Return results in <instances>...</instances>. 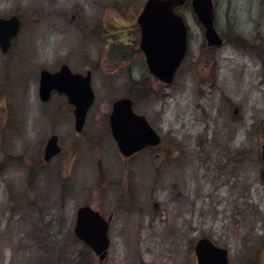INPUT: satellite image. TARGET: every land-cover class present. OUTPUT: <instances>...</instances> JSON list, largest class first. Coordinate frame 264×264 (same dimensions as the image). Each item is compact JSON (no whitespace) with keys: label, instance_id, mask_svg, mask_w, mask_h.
Returning <instances> with one entry per match:
<instances>
[{"label":"rangeland","instance_id":"1","mask_svg":"<svg viewBox=\"0 0 264 264\" xmlns=\"http://www.w3.org/2000/svg\"><path fill=\"white\" fill-rule=\"evenodd\" d=\"M145 1L0 0L1 16L22 19L10 53L0 50V264H86L73 234L83 204L115 212L107 261L92 264H196L203 236L228 247L229 264H264V56L241 39L253 43L251 10L264 0H215L230 37L214 49L190 4L180 8L190 39L172 85L135 48ZM63 63L95 69L82 137L67 104L38 94L41 69ZM130 94L163 143L128 159L107 117ZM51 134L63 149L50 162Z\"/></svg>","mask_w":264,"mask_h":264},{"label":"water","instance_id":"2","mask_svg":"<svg viewBox=\"0 0 264 264\" xmlns=\"http://www.w3.org/2000/svg\"><path fill=\"white\" fill-rule=\"evenodd\" d=\"M188 0H147L138 18L141 26L140 46L145 53L148 67L153 75L166 83H172L181 65L188 46V30L185 19L177 11ZM192 9L205 30L208 45H220V37L215 26V8L213 0H191ZM21 27L20 18L13 15L8 18L0 16V45L4 52L12 43ZM91 73L75 72L69 64H63L56 72L48 69L41 71L40 97L48 101L54 90L65 93L74 106L76 130L83 129L87 112L95 99L91 84ZM113 136L120 151L125 156L143 149L147 145L161 142L158 132L147 118L134 109L132 97H121L113 104L110 115ZM60 151L58 137L49 138L44 158L50 160ZM264 181V142L261 147ZM109 223L90 206H82L77 213L75 233L92 248L94 253L105 259L110 238ZM198 264H229L228 248L217 245L211 238L202 237L195 246Z\"/></svg>","mask_w":264,"mask_h":264},{"label":"flooded vegetation","instance_id":"3","mask_svg":"<svg viewBox=\"0 0 264 264\" xmlns=\"http://www.w3.org/2000/svg\"><path fill=\"white\" fill-rule=\"evenodd\" d=\"M215 24H216V27H217V30L219 31V33H220V35L224 38V44L225 43H227V41L229 40V37L230 36H225L224 34H223V32H222V30L219 28V25H218V21H217V19H218V6H217V4L215 3ZM251 14H252V17H253V19L257 22V24H256V28L253 30L254 31V34H255V36H254V40L252 41L253 43H250V41H247L246 39V37H247V35L248 34H246V32L244 31V36H246L245 38H243V35H241V39H243V42L245 43V49L246 50H248V51H250V52H253V53H256V54H259V55H263L264 56V48H260V45L261 44H263L264 43V7L262 6H260L259 4L258 5H256V7H252V10H251ZM188 29H189V27H188ZM204 31V30H203ZM231 34H232V36H234V34H236L235 33V31H232L231 32ZM230 34V35H231ZM137 35L139 36V45L137 44V46L135 47L137 50L138 49H140V36H141V29H140V27H138V31H137ZM205 37V36H204ZM189 39H190V29H189ZM205 42H206V45H207V47L208 48H210V49H214V48H216L217 46H215V47H212V46H209L208 45V43H207V41H206V39H205ZM14 43H15V39L13 40V43H12V46L14 45ZM258 45L257 47H252V46H250V45ZM12 46H11V48H12ZM264 47V46H263ZM11 48L9 49V51H7V52H4L3 50H2V48H1V46H0V50L3 52V53H10V50H11ZM9 57V56H8ZM89 69H91L92 70V79H93V75H94V73H95V69L94 68H89ZM42 70V69H41ZM88 69H86L85 71H83V73L84 72H86ZM54 71V70H53ZM41 72V71H40ZM39 85H40V77H39ZM38 94H39V89H38ZM40 96V95H39ZM41 99V98H40ZM54 99H58V102L59 103H61V101H63L65 104H67L68 105V107L71 109V111H72V113H73V117H74V128H75V131H76V136L77 137H82L83 135H81L83 132H84V128H85V126L86 125H88V123H89V121H88V116H89V113H88V116H87V119H86V122H85V125H84V128H83V130L81 131V132H78L77 130H76V125H75V115H74V108H73V106L70 104V102H69V99L67 98V96L66 95H64V94H62V93H59V92H57V91H55L54 93H53V95L51 96V98H50V100L49 101H47V102H44V101H42L43 103H44V105H48V103H50L52 100H54ZM62 104V103H61ZM113 104V103H112ZM136 105H137V103L135 102V108H136ZM111 110H112V106H111ZM137 110V109H136ZM236 112L238 113L239 112V109L238 110H236ZM109 116L110 115H108V117H107V122H108V128H109V130H110V133H111V135H112V132H111V125H110V122H109ZM87 130V129H86ZM87 133H88V131H86ZM85 133V132H84ZM83 133V134H84ZM53 135H57V134H51L50 136H49V138L51 137V136H53ZM57 137H58V143L60 144V146H61V150H60V152L59 153H57L55 156H53L49 161L51 162L53 159H56L59 155H61V153H62V145H61V143H60V139H59V136L57 135ZM48 138V139H49ZM81 139V138H80ZM48 141V140H47ZM47 144V143H46ZM45 147H46V145H45ZM156 147H152V146H147V147H145L143 150H140V151H138V152H136V153H134V154H132V155H130V156H124L123 155V157H125V158H133V157H135L136 155H138L139 153H141V152H143V151H145V150H153V149H155ZM44 154H45V148H44ZM44 154H43V158H44ZM118 201V204H119V207H120V209H122V210H126V211H128L129 209H130V207H131V203H132V199H130V197H128V196H126V195H123L122 193H121V195H120V197H119V199L117 200ZM82 206H90L91 208H93L94 210H96V211H99L100 212V214L108 221V223H109V228H108V233H110V230L112 229V223H113V220H114V218H115V212H111L108 216L107 215H105V214H103V212L100 210V209H96V208H94L91 204H83V205H81V206H79L78 208H77V211H76V219H77V213H78V210H79V208L80 207H82ZM154 206L155 207H157L158 208V203L157 202H155L154 203ZM76 219H75V224H74V226H73V234H74V237H75V239H77V240H79L77 237H76V235H75V226H76ZM109 236H110V234H109ZM80 242H82L83 244H84V246H86V247H88L83 241H81V240H79ZM111 242H112V238H111V236H110V245H111ZM105 261H107L106 259L103 261L104 263H105ZM196 261H197V258H196ZM197 264V263H196Z\"/></svg>","mask_w":264,"mask_h":264},{"label":"trees","instance_id":"4","mask_svg":"<svg viewBox=\"0 0 264 264\" xmlns=\"http://www.w3.org/2000/svg\"><path fill=\"white\" fill-rule=\"evenodd\" d=\"M82 252H81V258H84V261H87L86 264H92L93 252L91 251V249L85 246V249Z\"/></svg>","mask_w":264,"mask_h":264}]
</instances>
